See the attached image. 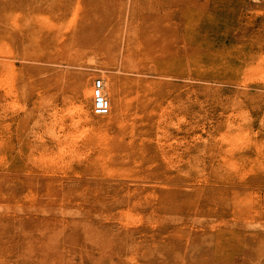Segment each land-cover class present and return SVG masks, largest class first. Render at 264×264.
<instances>
[{
    "label": "rangeland",
    "instance_id": "1",
    "mask_svg": "<svg viewBox=\"0 0 264 264\" xmlns=\"http://www.w3.org/2000/svg\"><path fill=\"white\" fill-rule=\"evenodd\" d=\"M0 264H264V0H0Z\"/></svg>",
    "mask_w": 264,
    "mask_h": 264
},
{
    "label": "bare ground",
    "instance_id": "2",
    "mask_svg": "<svg viewBox=\"0 0 264 264\" xmlns=\"http://www.w3.org/2000/svg\"><path fill=\"white\" fill-rule=\"evenodd\" d=\"M101 79H102V93L105 95V97H108L110 100H111V102H112V104L115 106V110H116V113H115V119L117 120V119H122V116H123V114H124V112H125V109H124V103H123V98H122V88H121V84H122V81L123 80H121V78L120 77H115V76H111V77H109L108 78V80H104L102 77H101ZM88 88V87H87ZM78 90V89H77ZM92 92H93V90H92ZM12 93L10 92V95H11ZM11 97V96H10ZM15 99V98H14ZM75 100L77 101V102H81V100H79L78 98H75ZM11 101V100H10ZM65 101V100H64ZM70 101V100H69ZM75 101V102H76ZM12 102H13V100H12ZM11 102V103H12ZM14 102H15V100H14ZM18 103V102H17ZM64 103V102H63ZM9 105V104H8ZM13 105V104H12ZM77 105V104H76ZM73 106H75V105H73ZM81 104H78V107H77V109L79 108H81ZM10 107V106H9ZM68 107H69V105H68ZM13 108V107H12ZM11 108V109H12ZM71 108V107H70ZM73 108V107H72ZM71 108V112H72V110L75 108H73L72 109ZM15 109V108H14ZM67 109V108H66ZM82 109V108H81ZM69 110V109H68ZM82 110H85V109H82ZM109 110H110V103H109ZM77 111V110H76ZM88 111V110H87ZM74 112H75V110H74ZM65 113H66V111H65ZM77 113H79V112H77ZM85 113H86V111H85ZM108 113H109V111H108ZM69 114V113H68ZM86 114H88V112L86 113ZM74 115H76V114H74ZM73 115V116H74ZM83 115V114H82ZM85 115V114H84ZM70 116V115H69ZM110 120V119H109ZM52 122V121H51ZM120 122V121H119ZM132 122H141V121H132ZM75 123V122H74ZM61 129V128H60ZM51 131V130H50ZM58 131V130H57ZM132 132V137L134 136V132H135V130H132L131 131ZM52 133V132H51ZM38 135V134H37ZM53 135V134H52ZM139 135V137H140V134H138ZM39 136V135H38ZM59 137V136H58ZM53 138V137H52ZM56 138V137H55ZM111 140V139H110ZM133 140V139H132ZM106 142V141H105ZM113 143V142H112ZM58 144V143H57ZM131 145V144H130ZM15 151H19V149H15ZM57 156V155H56ZM47 157V156H46ZM55 158V157H54ZM60 158V157H59ZM62 159V158H61ZM3 160V159H2ZM3 162V161H2ZM53 162V161H52ZM6 165V164H5Z\"/></svg>",
    "mask_w": 264,
    "mask_h": 264
},
{
    "label": "built area",
    "instance_id": "3",
    "mask_svg": "<svg viewBox=\"0 0 264 264\" xmlns=\"http://www.w3.org/2000/svg\"><path fill=\"white\" fill-rule=\"evenodd\" d=\"M102 79L95 78L92 83V110L97 115H105L109 111V100L102 93Z\"/></svg>",
    "mask_w": 264,
    "mask_h": 264
}]
</instances>
